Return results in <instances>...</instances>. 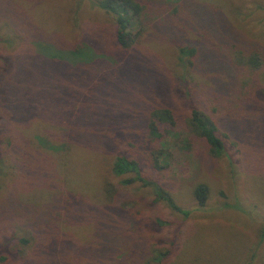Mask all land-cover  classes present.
Masks as SVG:
<instances>
[{"label":"rangeland","instance_id":"374dc122","mask_svg":"<svg viewBox=\"0 0 264 264\" xmlns=\"http://www.w3.org/2000/svg\"><path fill=\"white\" fill-rule=\"evenodd\" d=\"M97 1L0 0V238L7 255L28 240L5 264H264V0H134L143 30L127 51ZM156 108L175 124L151 142ZM192 110L213 121L217 158L189 134ZM119 156L185 214L121 184Z\"/></svg>","mask_w":264,"mask_h":264},{"label":"trees","instance_id":"16d2710c","mask_svg":"<svg viewBox=\"0 0 264 264\" xmlns=\"http://www.w3.org/2000/svg\"><path fill=\"white\" fill-rule=\"evenodd\" d=\"M96 6L104 11L106 14L110 15L114 20L115 27V41L117 46L124 51L129 50L133 44L137 35L143 30L141 27L140 19L142 13V5L134 0H98ZM138 25V30L135 32L130 31V27L133 25ZM196 51L193 47H183L178 49L179 60L183 64L186 70H189L193 66L194 57ZM235 60L241 65H245L251 71H256L262 64V59L256 53H250L247 56L241 55L240 52H236ZM162 124L166 127L164 133H160L158 130V125ZM174 118L171 112L166 108H156L149 111L147 114L146 122V139L151 142H156L165 139L164 134L171 132L174 127ZM187 130L190 135L195 136L201 140L207 148V152L210 156L217 158L223 150V144L221 140L216 136V127L213 121L200 114L196 110H192L187 119ZM189 143L186 142L185 147L188 148ZM153 149L150 152V159L152 155V162L150 166L154 170H160L163 165L158 162V157L161 156L164 151L162 149ZM138 164L134 160H128L123 156L117 157L112 164V173L115 176H122L124 174H132L133 177L122 180L121 184L129 185L132 183H137L143 188H151L155 195L156 201H162L166 206L173 212L179 214H185L171 199V197L164 192L160 187L153 181L144 179L140 176ZM192 196L199 207L203 206L207 199V189L202 185H197L192 190ZM6 240L0 238V264H5L6 261L17 260L21 262L26 256L25 246L28 244L26 238H18L17 243L19 245H14L11 249L8 247L9 254L6 252ZM24 247V249H23ZM3 250L5 253H2ZM166 256V253L156 254L151 260L156 263V260Z\"/></svg>","mask_w":264,"mask_h":264}]
</instances>
